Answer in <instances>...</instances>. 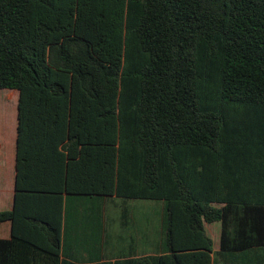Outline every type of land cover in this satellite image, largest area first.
Segmentation results:
<instances>
[{
    "label": "trees",
    "instance_id": "trees-1",
    "mask_svg": "<svg viewBox=\"0 0 264 264\" xmlns=\"http://www.w3.org/2000/svg\"><path fill=\"white\" fill-rule=\"evenodd\" d=\"M0 90L18 93L0 264H63V195L162 203L157 264H211L213 224L221 254L264 251V0H0Z\"/></svg>",
    "mask_w": 264,
    "mask_h": 264
},
{
    "label": "crops",
    "instance_id": "crops-1",
    "mask_svg": "<svg viewBox=\"0 0 264 264\" xmlns=\"http://www.w3.org/2000/svg\"><path fill=\"white\" fill-rule=\"evenodd\" d=\"M17 105V92L0 90V214L11 213L14 208ZM61 198L64 204L61 239L63 264H157L151 259L169 256L165 245L166 214L162 203L158 205L161 209L158 213L161 221L158 223L154 220L157 216L154 212L138 211L139 205L133 203L137 201L76 199L67 195ZM24 204L20 206L22 214L32 215L35 213L32 211L43 209L32 207L27 202ZM18 232L23 234L24 229L19 227ZM210 233L214 236L217 230L212 229ZM11 236L12 224H0V241H9ZM197 253L186 252L188 256L185 258L162 261L160 264H205L198 259ZM209 256L211 264H264L262 250L227 255L219 252V244L215 249L213 242Z\"/></svg>",
    "mask_w": 264,
    "mask_h": 264
},
{
    "label": "rangeland",
    "instance_id": "rangeland-1",
    "mask_svg": "<svg viewBox=\"0 0 264 264\" xmlns=\"http://www.w3.org/2000/svg\"><path fill=\"white\" fill-rule=\"evenodd\" d=\"M136 205H139V212L143 213V212H149L152 211L153 214L157 215L155 217V222L160 223V214L159 211L161 210L160 207L158 206L159 203H151V202H133ZM156 204V205H155ZM151 206H152V210H151ZM212 229H216L217 230V234H214V236L210 233L212 231ZM205 232L207 234V236L209 237V239H211V241L214 243V248L217 249L218 248V244H219V233H220V226L218 224H214L212 226H207L205 227Z\"/></svg>",
    "mask_w": 264,
    "mask_h": 264
}]
</instances>
